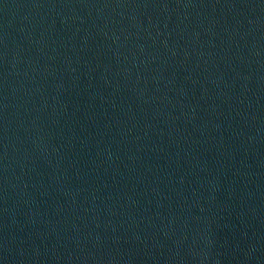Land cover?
<instances>
[{"label": "water", "instance_id": "1", "mask_svg": "<svg viewBox=\"0 0 264 264\" xmlns=\"http://www.w3.org/2000/svg\"><path fill=\"white\" fill-rule=\"evenodd\" d=\"M0 264H264V0H0Z\"/></svg>", "mask_w": 264, "mask_h": 264}]
</instances>
